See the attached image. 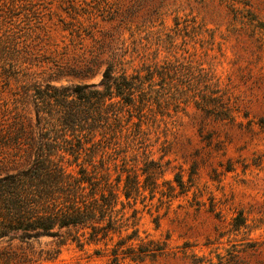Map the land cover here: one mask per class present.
Here are the masks:
<instances>
[{"label":"rangeland","instance_id":"1","mask_svg":"<svg viewBox=\"0 0 264 264\" xmlns=\"http://www.w3.org/2000/svg\"><path fill=\"white\" fill-rule=\"evenodd\" d=\"M189 54L224 92L234 119L193 102L153 108L138 139L135 131L121 136L120 150L97 155L114 176L125 165L142 181L143 170L154 172L157 182L125 207L126 216L136 213L123 235L136 228L143 241L135 246L152 241L163 250L121 264H264V0H0V167L14 172L34 159L44 133L38 88L98 87L109 65L132 74ZM59 232L64 238L0 240V264L111 259L103 244L80 248Z\"/></svg>","mask_w":264,"mask_h":264},{"label":"trees","instance_id":"2","mask_svg":"<svg viewBox=\"0 0 264 264\" xmlns=\"http://www.w3.org/2000/svg\"><path fill=\"white\" fill-rule=\"evenodd\" d=\"M233 11L238 17V10ZM246 11L253 21L257 20L250 9ZM196 28L202 26L191 27L192 31ZM181 30L177 27L176 31ZM174 57L166 65L154 64L145 70L143 63L132 74L125 69L116 72L109 65L98 87H57L48 83L37 89V123L44 133L34 159L28 167L14 172L5 165L0 167L6 171L0 175V240L15 237V233L23 240L64 238L59 231L65 228L80 248L103 244L109 249L111 259L107 264H121L127 258L140 262L163 250L158 244L151 247L152 241L135 246L134 240L143 241L136 228L123 235L136 213L133 210L126 216L125 207L143 190L154 192V172L143 170L142 181L124 165L122 170L115 169L114 176L109 165L96 163V157L120 150L121 136L130 137L135 131L138 136L133 139H138L147 115L155 113L153 108L158 112L173 106L176 110L193 102L208 115L234 119L224 92L194 56ZM92 72L88 68L83 75ZM73 165L76 168L71 169ZM175 181L184 187L179 174ZM114 235L119 239L109 247ZM101 251L95 249L98 255Z\"/></svg>","mask_w":264,"mask_h":264}]
</instances>
